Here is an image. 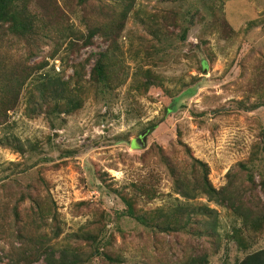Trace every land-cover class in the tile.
Segmentation results:
<instances>
[{
  "label": "rangeland",
  "instance_id": "rangeland-1",
  "mask_svg": "<svg viewBox=\"0 0 264 264\" xmlns=\"http://www.w3.org/2000/svg\"><path fill=\"white\" fill-rule=\"evenodd\" d=\"M57 1L74 19L67 5ZM113 2L99 0L97 3L108 7ZM45 3L55 2L33 0L32 5L39 8ZM196 5L200 11L204 10V5L197 0H135L127 20L120 43L130 74L134 73L137 61L143 60V52L137 49L146 40L143 36L147 34L146 29L160 28L171 34L169 54L155 68L159 76L156 80L166 92L155 86L141 96L131 90L135 79L130 76L107 105L97 103L91 94L79 112L63 115L60 120L47 113L46 106L31 112L20 97L17 105L4 116L3 123L0 122V202L12 194L3 184H14L17 192L29 183L39 185L38 192L51 197L59 214L61 233L50 241L56 248L83 242L79 238L77 241V232L83 229L95 232L101 226L107 234H113L109 252L119 254L122 264L174 263L183 253L195 255L207 251L211 241L185 235H161L159 248L164 249H158L149 238L151 235L122 213L125 207L117 192L133 194L130 183L150 181L160 192L161 196L152 201L140 200L145 209H167L174 198L180 197L174 194L170 176L160 165L155 149L159 145L167 155L177 152L184 157L176 142L177 131L193 155L208 164L214 187L224 186L227 172H239V164L247 163L252 154L259 156L254 163L262 166L254 172L255 181L264 179V0L222 3L215 0L216 13L223 14L235 30L232 37L210 30L202 14H195ZM183 18L191 21V25L182 41L174 38L181 34L182 28L173 23L178 24L175 20ZM89 19H95L94 12L89 13ZM94 41L92 46L80 51L78 46L73 52L63 46L54 58V43L48 42L29 63L45 59L47 65L41 72L56 76L64 69L70 75L69 66L83 63L108 45L98 37ZM5 44L0 40V48ZM203 59L208 63L205 69ZM93 62L92 58L86 67L87 77ZM189 84L198 85L195 95L182 96L176 109L166 115L165 107L170 102L165 96L167 91L172 97ZM240 101L258 107L250 111L241 107ZM155 122L158 125L147 132L143 141L141 133ZM137 139H142V145L134 144ZM38 176L44 177L46 186L37 182ZM12 179L17 182L12 183ZM258 191L264 201V192L260 187ZM197 201L207 203L219 213L221 244L210 256L209 264H234L264 248V232L256 236L247 250L238 246L227 237L236 223L233 216L204 196ZM29 204L26 200L21 209ZM44 230L53 235L50 227ZM181 238L183 242H179ZM169 240L170 248L166 243ZM43 263L41 260L37 264ZM90 264H101V260Z\"/></svg>",
  "mask_w": 264,
  "mask_h": 264
},
{
  "label": "trees",
  "instance_id": "trees-1",
  "mask_svg": "<svg viewBox=\"0 0 264 264\" xmlns=\"http://www.w3.org/2000/svg\"><path fill=\"white\" fill-rule=\"evenodd\" d=\"M51 1L55 3L41 4L39 8H35L33 0H0V40L7 42L6 47L0 48V122L3 123L4 116L17 105L20 97H23L31 112H38L46 106L47 113L60 120L63 115L71 116L79 112L91 94L95 96L97 103L107 105L115 91L130 76L135 79L131 90L141 96L155 86L166 92L156 80L155 68L162 65L169 54L172 36L168 31L160 28L146 29L147 34L143 35L146 40L143 39L142 46L137 49L143 52V60L137 61L133 74H130L125 64L120 41L124 38L135 0H114V4L108 7L100 6L97 3L99 0H61V3L67 5L69 12L75 15L74 19L64 12L57 0ZM197 1L204 5V10L200 11L196 5L195 14H202L210 30L219 31L223 37L235 35V30L226 17L216 13L215 0ZM91 12L95 14L93 21L89 19ZM103 14L105 17H102ZM175 21L178 24L174 22L173 25L182 29L179 32L181 34L174 38L183 41L191 21L186 18ZM95 37L105 41L107 47L96 56L85 59L83 63L77 62L69 66L72 68L70 75L64 69L56 76L41 72L40 69L47 65L45 59L35 64L29 63V59L39 54V50L48 42L54 43V58L63 46L66 51L71 52L77 46L78 51L92 46ZM40 43L42 44L39 46ZM92 58L94 62L87 77L86 67ZM207 64V60L203 59L202 68L205 69ZM196 84L184 86L172 97L167 91L165 96L170 98V102L166 104L165 114L169 115L176 109V103L182 96L185 98L195 95L198 87ZM238 103L250 111L258 107L242 101ZM157 125V122L148 125L143 132L145 136ZM176 142L182 148L184 157L177 152L167 155L159 145L155 149L160 165L165 167L170 176L174 194L179 195L182 200L177 196L167 209H145L140 205V200L152 201L161 196L160 192L150 181L130 183L133 194L117 192L125 207L123 215L140 224L151 235L149 238L158 249H164L159 248L161 235H182L212 242L211 247L200 254L183 253L174 263L160 264H209L210 256L221 244L220 223L216 209L207 203L195 202L204 196L208 202L225 209L233 216L236 223L232 224L227 237L247 250L256 236L264 232V201L258 191L260 187L261 192H264V179L256 182L254 174L256 169L260 170L262 167L261 164L254 163L259 156L252 154L247 163L241 162L239 172L228 171L227 183L216 188L209 179L208 164L193 155L191 148L183 142L180 131H177ZM262 143L264 147V140ZM103 175L100 174L101 179ZM241 176L244 179H240ZM11 181L14 183L17 179ZM37 182L46 186V180L42 176H38ZM2 186L12 194L10 197L5 195L6 199L0 202V264H37L41 260L45 262L43 264H90L96 259L101 260V264H122L123 258L119 254L109 252L114 240L113 234H107L100 225L95 232H86L84 229L77 232V241L79 238L83 242L56 248L50 241L60 235L61 228L59 214L51 197L38 192L40 186L33 183L18 192L10 182ZM26 200L30 202L29 206L21 209ZM45 227H50L52 236L46 233ZM179 242H183V238ZM166 243L170 248V240ZM234 264H264V248L247 254Z\"/></svg>",
  "mask_w": 264,
  "mask_h": 264
},
{
  "label": "water",
  "instance_id": "water-1",
  "mask_svg": "<svg viewBox=\"0 0 264 264\" xmlns=\"http://www.w3.org/2000/svg\"><path fill=\"white\" fill-rule=\"evenodd\" d=\"M141 137H142L143 141L146 140V136H145L144 133L141 135ZM142 139L135 140L134 144H136V145H142V143H141Z\"/></svg>",
  "mask_w": 264,
  "mask_h": 264
}]
</instances>
